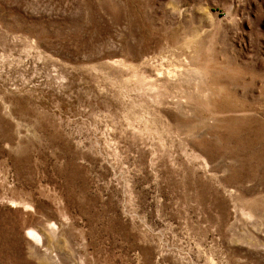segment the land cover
<instances>
[{
	"label": "rangeland",
	"instance_id": "obj_1",
	"mask_svg": "<svg viewBox=\"0 0 264 264\" xmlns=\"http://www.w3.org/2000/svg\"><path fill=\"white\" fill-rule=\"evenodd\" d=\"M0 264H264V0H0Z\"/></svg>",
	"mask_w": 264,
	"mask_h": 264
}]
</instances>
